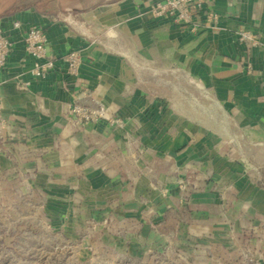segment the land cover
Masks as SVG:
<instances>
[{
    "label": "crops",
    "instance_id": "crops-1",
    "mask_svg": "<svg viewBox=\"0 0 264 264\" xmlns=\"http://www.w3.org/2000/svg\"><path fill=\"white\" fill-rule=\"evenodd\" d=\"M152 1L60 0L58 12L6 2L0 181L71 189L75 204L134 233L212 238L239 255L242 231L264 239V164L248 169L239 160L264 158V0H208L214 26L203 14L188 24L155 19L146 12ZM35 25L55 58L44 79L30 74L23 48ZM240 27L258 44L241 43ZM72 49L82 56L75 77L60 59ZM167 76L184 78L199 99H175ZM73 103L103 107L105 118L79 122Z\"/></svg>",
    "mask_w": 264,
    "mask_h": 264
},
{
    "label": "rangeland",
    "instance_id": "rangeland-1",
    "mask_svg": "<svg viewBox=\"0 0 264 264\" xmlns=\"http://www.w3.org/2000/svg\"><path fill=\"white\" fill-rule=\"evenodd\" d=\"M9 1L0 0V11L6 2L17 7L35 3L56 12L61 7L60 0H14L11 4ZM146 79L149 88L157 87L153 78L147 75ZM166 80L175 87V99L189 98L190 94L193 100L199 99L184 78L167 76ZM227 144L235 148L233 140ZM239 160L248 169L255 162L264 164L260 155ZM260 182L264 187V169ZM175 183L180 188L186 186L183 177ZM74 200L71 189H24L13 187L8 180L0 181V264H264V239L259 235L242 231L237 244L243 252L237 255L229 252L234 244L229 242L226 249L220 248L212 238L174 233L156 239L147 233H134L130 224L125 226L104 215L100 218ZM256 239L263 242L254 252Z\"/></svg>",
    "mask_w": 264,
    "mask_h": 264
},
{
    "label": "built area",
    "instance_id": "built-area-1",
    "mask_svg": "<svg viewBox=\"0 0 264 264\" xmlns=\"http://www.w3.org/2000/svg\"><path fill=\"white\" fill-rule=\"evenodd\" d=\"M208 0H154L152 1L146 12L155 19H168L175 23L188 24L193 16L203 14V18L210 26L217 23L218 16L216 13L205 10ZM15 27L19 26L18 21H14ZM237 39L244 43L245 46H255L258 41L253 35L242 27L236 32ZM24 51L27 55L33 58L29 72L32 76L38 79L48 77L49 72L54 68L55 58L48 54L47 37L44 29L38 26L28 28L24 38ZM11 40L5 32L0 28V69L5 65L7 54L11 49ZM61 61L64 64L65 73L69 77H75L82 63L81 50L72 49L61 56ZM247 68L250 65L247 64ZM23 86L27 82L22 83ZM73 117L82 123H88L103 119L105 117L103 107L91 108L77 103L70 106V112ZM111 121H119L113 119Z\"/></svg>",
    "mask_w": 264,
    "mask_h": 264
}]
</instances>
